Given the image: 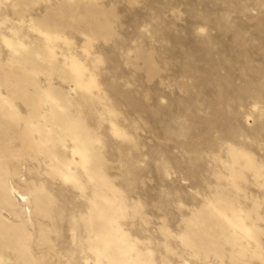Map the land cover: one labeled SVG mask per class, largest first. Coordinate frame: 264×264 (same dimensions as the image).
Masks as SVG:
<instances>
[{
	"label": "rangeland",
	"instance_id": "1",
	"mask_svg": "<svg viewBox=\"0 0 264 264\" xmlns=\"http://www.w3.org/2000/svg\"><path fill=\"white\" fill-rule=\"evenodd\" d=\"M0 257L264 264V0H0Z\"/></svg>",
	"mask_w": 264,
	"mask_h": 264
},
{
	"label": "bare ground",
	"instance_id": "2",
	"mask_svg": "<svg viewBox=\"0 0 264 264\" xmlns=\"http://www.w3.org/2000/svg\"><path fill=\"white\" fill-rule=\"evenodd\" d=\"M12 194L14 196V199L16 200V202H18V204H23L26 203L28 201V196L23 194L18 188L13 187L12 188ZM26 211H30V208L27 207V205H25ZM0 264H1V257H0Z\"/></svg>",
	"mask_w": 264,
	"mask_h": 264
}]
</instances>
